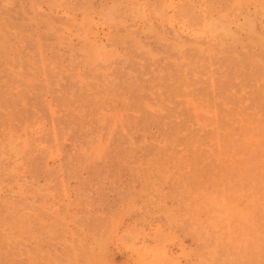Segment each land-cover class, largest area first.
Here are the masks:
<instances>
[{"label": "rangeland", "instance_id": "rangeland-1", "mask_svg": "<svg viewBox=\"0 0 264 264\" xmlns=\"http://www.w3.org/2000/svg\"><path fill=\"white\" fill-rule=\"evenodd\" d=\"M0 264H264V0H0Z\"/></svg>", "mask_w": 264, "mask_h": 264}]
</instances>
